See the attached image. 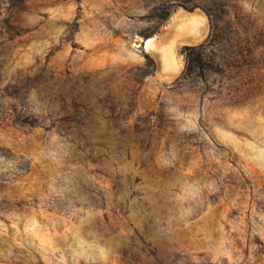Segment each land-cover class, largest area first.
Returning a JSON list of instances; mask_svg holds the SVG:
<instances>
[{
    "label": "rangeland",
    "instance_id": "rangeland-1",
    "mask_svg": "<svg viewBox=\"0 0 264 264\" xmlns=\"http://www.w3.org/2000/svg\"><path fill=\"white\" fill-rule=\"evenodd\" d=\"M0 264H264V0H0Z\"/></svg>",
    "mask_w": 264,
    "mask_h": 264
},
{
    "label": "bare ground",
    "instance_id": "bare-ground-1",
    "mask_svg": "<svg viewBox=\"0 0 264 264\" xmlns=\"http://www.w3.org/2000/svg\"><path fill=\"white\" fill-rule=\"evenodd\" d=\"M201 17V16H200ZM193 22V24H192V26H191V32H192V34H191V37L192 38H196V39H198L199 38V36L201 35V32L203 31V24H202V22L201 21H196V19H193L192 20ZM189 29H190V26H189ZM205 30V29H204ZM189 31V30H188ZM187 31V32H188ZM186 32V33H187ZM204 37V36H203ZM184 38V37H183ZM188 38V37H187ZM186 38V39H187ZM191 38V39H192ZM178 39V38H177ZM185 39V38H184ZM190 39V38H189ZM200 39V38H199ZM188 40V39H187ZM197 41V40H196ZM147 45H148V41H146L145 42V48L147 47ZM181 45V44H180ZM169 65H170V63H169ZM163 74V73H162Z\"/></svg>",
    "mask_w": 264,
    "mask_h": 264
}]
</instances>
